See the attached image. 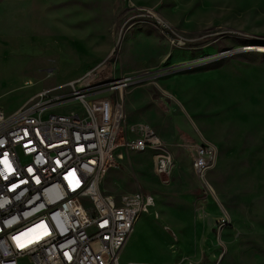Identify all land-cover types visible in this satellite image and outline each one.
<instances>
[{
    "label": "rangeland",
    "instance_id": "374dc122",
    "mask_svg": "<svg viewBox=\"0 0 264 264\" xmlns=\"http://www.w3.org/2000/svg\"><path fill=\"white\" fill-rule=\"evenodd\" d=\"M254 46L264 0H0V106L13 113L104 60L135 76L121 135L145 122L172 154L158 175L154 152L125 151L102 178L108 194L154 199L130 242L143 241L136 260L264 264V49ZM205 141L218 150L212 189L193 165Z\"/></svg>",
    "mask_w": 264,
    "mask_h": 264
},
{
    "label": "built area",
    "instance_id": "2783aa9c",
    "mask_svg": "<svg viewBox=\"0 0 264 264\" xmlns=\"http://www.w3.org/2000/svg\"><path fill=\"white\" fill-rule=\"evenodd\" d=\"M107 65L43 88L13 113L0 106V264H121L136 222L153 205L144 191L115 196L101 188L125 151L154 152L158 175L172 165L149 124L129 125L121 135L125 93L136 77ZM73 101L81 112L56 110ZM193 156L195 173L212 189L207 176L217 147L199 143Z\"/></svg>",
    "mask_w": 264,
    "mask_h": 264
},
{
    "label": "crops",
    "instance_id": "0c3cea01",
    "mask_svg": "<svg viewBox=\"0 0 264 264\" xmlns=\"http://www.w3.org/2000/svg\"><path fill=\"white\" fill-rule=\"evenodd\" d=\"M138 233H139V221L134 226V229L131 232L130 236L128 237L126 244H125V246L121 252V264H142L136 260L137 254H135L132 247L137 245V244H141L140 242H143V241H141L140 239H136L137 241H135V242H139V243H136V244L131 243L130 244L131 240L136 238ZM144 264H147V263H144Z\"/></svg>",
    "mask_w": 264,
    "mask_h": 264
},
{
    "label": "bare ground",
    "instance_id": "6f19581e",
    "mask_svg": "<svg viewBox=\"0 0 264 264\" xmlns=\"http://www.w3.org/2000/svg\"><path fill=\"white\" fill-rule=\"evenodd\" d=\"M182 42L184 43L185 41H182V40H181V42H179V43H180V44H183ZM251 49H257V50H258V49H264V46H258V47H255V46H254V47H252ZM163 91H164V90H163ZM165 92H166V91H165ZM133 229H134V228H133ZM132 231H133V230H132Z\"/></svg>",
    "mask_w": 264,
    "mask_h": 264
}]
</instances>
